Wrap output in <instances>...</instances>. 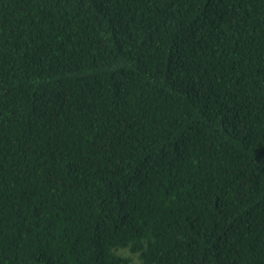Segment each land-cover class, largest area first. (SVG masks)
<instances>
[{
  "label": "trees",
  "instance_id": "1",
  "mask_svg": "<svg viewBox=\"0 0 264 264\" xmlns=\"http://www.w3.org/2000/svg\"><path fill=\"white\" fill-rule=\"evenodd\" d=\"M264 264V0H0V264Z\"/></svg>",
  "mask_w": 264,
  "mask_h": 264
},
{
  "label": "rangeland",
  "instance_id": "2",
  "mask_svg": "<svg viewBox=\"0 0 264 264\" xmlns=\"http://www.w3.org/2000/svg\"><path fill=\"white\" fill-rule=\"evenodd\" d=\"M121 254H122V255H125V256L132 257V258L135 260V263H136V264H139V260H138L137 256L133 255V254L130 253L128 250H122V251H121Z\"/></svg>",
  "mask_w": 264,
  "mask_h": 264
}]
</instances>
